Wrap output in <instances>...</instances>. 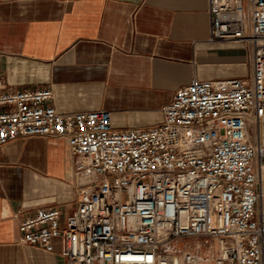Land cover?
Instances as JSON below:
<instances>
[{
    "label": "built area",
    "instance_id": "1",
    "mask_svg": "<svg viewBox=\"0 0 264 264\" xmlns=\"http://www.w3.org/2000/svg\"><path fill=\"white\" fill-rule=\"evenodd\" d=\"M209 41L239 44L242 77L192 78L161 123L116 130L104 109L62 114L49 88L8 91L0 76V145L68 146L76 207L39 209L20 243L65 264H264V0H208Z\"/></svg>",
    "mask_w": 264,
    "mask_h": 264
},
{
    "label": "crops",
    "instance_id": "2",
    "mask_svg": "<svg viewBox=\"0 0 264 264\" xmlns=\"http://www.w3.org/2000/svg\"><path fill=\"white\" fill-rule=\"evenodd\" d=\"M208 0H0V76L8 91L52 90L62 114L104 109L116 130L149 128L192 78L242 77L239 44L209 41ZM76 207L68 146L56 138L0 145V264H65L20 243L39 209Z\"/></svg>",
    "mask_w": 264,
    "mask_h": 264
}]
</instances>
